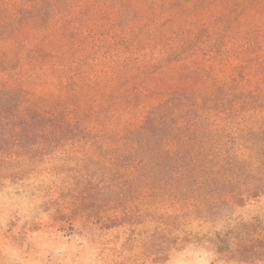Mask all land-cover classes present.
Segmentation results:
<instances>
[{
  "label": "rangeland",
  "instance_id": "rangeland-1",
  "mask_svg": "<svg viewBox=\"0 0 264 264\" xmlns=\"http://www.w3.org/2000/svg\"><path fill=\"white\" fill-rule=\"evenodd\" d=\"M55 8L46 27L34 16L17 42L0 40L1 67H15L8 81L25 91L23 118L72 109L79 117L72 135L51 142L41 121L36 132L0 131V264H227L205 244L161 251L154 222L125 221V187L102 181L88 217L71 183L76 171L125 165L127 137L172 93L210 100L205 131L228 133L239 102H254L239 85L264 79V0H50ZM256 216L264 217V195L232 215ZM185 229L221 226L192 220Z\"/></svg>",
  "mask_w": 264,
  "mask_h": 264
},
{
  "label": "trees",
  "instance_id": "trees-1",
  "mask_svg": "<svg viewBox=\"0 0 264 264\" xmlns=\"http://www.w3.org/2000/svg\"><path fill=\"white\" fill-rule=\"evenodd\" d=\"M4 1L0 0L2 41L17 42V33L34 16L45 21L46 27L47 18L59 12L57 8L49 11L50 0H22L9 8H5ZM1 64V134H21L26 129L36 132L39 128L32 126L36 120L43 122L50 142L57 133L72 135L79 120L74 109L59 115L29 113L23 118L18 105L24 103L21 94L25 91H20L19 84L10 83L15 67L4 73ZM258 72L264 77V57L259 60ZM222 86L226 92L227 84ZM239 86L248 89L245 91L254 102H239L240 109L228 116L230 131L222 135L205 131L213 116L212 106H216L210 100L201 103L195 92L169 94L127 137L125 165L111 162L101 168L100 174L98 168L76 171L71 184L86 201L82 213L89 217L94 188L105 181L125 187V221L135 224L144 217L155 223L154 238L159 235L161 251L180 242H193L205 244L227 264H264V217H232L251 200L264 195V79L255 88ZM221 112L229 113L228 107ZM66 139L70 141L72 136ZM192 220L200 225H220L221 229L200 235L185 229Z\"/></svg>",
  "mask_w": 264,
  "mask_h": 264
}]
</instances>
